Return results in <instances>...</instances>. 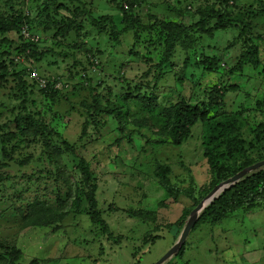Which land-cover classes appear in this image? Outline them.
<instances>
[{
	"label": "rangeland",
	"instance_id": "obj_1",
	"mask_svg": "<svg viewBox=\"0 0 264 264\" xmlns=\"http://www.w3.org/2000/svg\"><path fill=\"white\" fill-rule=\"evenodd\" d=\"M82 1L92 7L95 19L112 16L119 29L125 27L121 8L126 0ZM76 6L69 5L72 9ZM216 9L230 18L218 29L215 20L207 25L202 21V16L212 10L218 15ZM16 11L29 13L38 21L49 12L45 0H0V16L5 20ZM133 12L151 31L135 28L121 36L117 45L110 33L100 34L87 16L82 27L72 30L62 44H52L55 32H43L38 24L34 27L31 32L35 39L30 38L37 41L41 55L37 64L40 74L67 81L75 62L88 66V52L100 51L98 69L92 70L87 79H73L65 90L69 92L56 97L35 90L28 98L23 97L19 81L12 75L14 54L6 58L10 70L6 79L0 78V162H12L0 171V264H31L34 260L39 264H156L182 236L174 239L170 224L177 222L184 211L192 213L220 184L211 188L214 175L205 155L216 123H209V127L198 123L182 145L172 144L168 113L181 103L198 107L209 103L208 118L224 124L231 115L238 116L239 132L247 142H254L245 147L247 157L264 161V134L258 141L253 133L264 124V74L248 65L241 74H229L242 52L241 42L236 44L240 27L234 26L235 19L255 29L256 37H263L259 46L264 61V0H240L225 6L219 0H146ZM157 21L190 27L174 39L175 53L159 79V71L149 62L158 64L164 58L168 36H158ZM196 24L203 29L192 28ZM4 37L21 42L15 32ZM136 41L134 52L140 57L132 58L130 52ZM0 51L9 50L0 45ZM143 56L145 59H141ZM215 58L220 59L221 66L225 64L223 70L203 71L196 64ZM14 61L19 70L30 67L20 56ZM77 68L81 72L83 67ZM151 68L149 77L144 78ZM141 80L145 84L140 89ZM229 86L239 90L216 103L209 101L212 92L216 98L220 95L217 91ZM154 87L155 97L150 89ZM93 88L102 106L107 101L126 99L122 112L125 129L113 116L87 114L95 97ZM27 116L51 131V145L46 138L24 135ZM64 142L72 149H67ZM81 159L89 164L97 180L98 207L111 235L92 222L85 198L79 205L70 202V185L82 178ZM165 166L170 168L173 193L163 188L158 176ZM258 171H264V167L253 173ZM142 212L143 218H138ZM52 214L58 218L46 223L45 216ZM156 237L159 240L152 242ZM14 250L21 253L16 261L12 258ZM177 255L164 264H264V203L255 210H240L216 225L200 226L188 236L184 255Z\"/></svg>",
	"mask_w": 264,
	"mask_h": 264
},
{
	"label": "trees",
	"instance_id": "obj_2",
	"mask_svg": "<svg viewBox=\"0 0 264 264\" xmlns=\"http://www.w3.org/2000/svg\"><path fill=\"white\" fill-rule=\"evenodd\" d=\"M36 1V0H35ZM38 1V0H37ZM40 1V0H39ZM46 1V11L48 12V15L46 18L38 21L35 19H32L31 15L29 13L24 14L23 11H16V15H14L12 18H10L8 21L5 20L2 16H0V45H4L9 51H0V78L6 79V76L8 75V71L10 70V66L7 65V59L13 56V59L11 60L12 67L14 66V71L12 72V75L17 78L19 81V87L21 95L25 98H28L29 96L33 95L34 93L32 90H35L37 93H40L41 95H44L46 97H56L57 95L63 94L68 87L69 83L75 78H80V80L89 78L88 76L92 72V70H97L99 64L96 63L98 58H100V51H96V53H93L92 51H89V55L86 56V62L87 65H83L82 63L76 62L74 63L73 67L70 68V71L68 72L67 81H65L64 78L59 76H53L50 75H44L45 78L48 80V86L44 89H39L37 86V83L34 81H31L30 78V71H33V69H37V64L40 63L41 55L38 53V45H36L34 39L35 36L33 34L34 27L41 26L43 27V32H55L52 39V44H62V40H67L71 37L72 30L78 31V26L81 28L83 25V18L85 16L88 17V19L91 21V24L96 27L99 31V33H110L111 40L117 45L121 44V41L119 38L123 35H126L129 31L134 30L135 28H139L142 31H146V27L143 26L141 20L139 17H134V8L139 7L142 5V2L146 0H126L125 7L121 8V15H122V21L121 23L125 25V27L122 29H119L114 17L112 16H103L101 19H95L92 7H88L87 1L82 0H45ZM240 0H219L224 6L226 4H229L231 2L236 3ZM71 4H77L75 9H72L69 7ZM219 10L220 13L216 15L215 11H211L210 13L202 16V21L204 24H209L210 22L215 20V27L216 29L219 28V26H222L225 24V22L229 23L230 18L223 14L225 12ZM72 12V13H71ZM157 24L160 25L159 31H157L158 36L161 37H167L166 43H165V54L164 58L160 60L158 64H154L153 61H150L149 64L154 66V69H157V72L159 74L158 78L163 77L162 69L165 64L171 63V57L175 53V40L178 39L181 35L184 33V30H187L189 28H185L182 25L177 24L176 22L173 23H167L165 21L155 23V27ZM137 26V27H136ZM234 26L240 27V33L239 37L236 41V44L240 43L242 44V52L237 57L238 62L230 71L229 74H241L245 71L247 65L251 66L254 72H258V74L262 73L264 74V61L261 59V49L259 46V43L261 42L262 36L256 37L254 35L255 29L251 30V27L249 24L245 23L244 21H240L235 19L234 20ZM154 26L152 29L155 28ZM195 30H198L197 28L203 29V25L196 24L192 26ZM23 30L26 31L29 35L28 40H26V37L22 34ZM148 31H151L149 28ZM15 32L16 34H19L21 38V42L19 44L14 43L8 39H5V35L11 34ZM135 36L138 39L139 35ZM22 36H24L22 38ZM34 39H31V38ZM19 38V39H20ZM76 38L79 39L82 37L80 35H76ZM40 39V38H39ZM80 39V40H81ZM110 39V38H109ZM56 40V41H55ZM76 45V44H75ZM74 45V47H75ZM137 46V41L133 45L130 57L132 58H139L140 55L135 53V48ZM78 48H82L81 44H77ZM53 49V45L51 47ZM77 48V49H78ZM11 55V56H10ZM20 56L24 58L26 63L30 65V67H26V69L19 70L17 66L18 64L15 63L14 57ZM98 57V58H97ZM141 59H145V56H143ZM36 64V66H35ZM197 65L202 66L203 71L212 72L214 70H223L225 67V64L221 66V61L218 58L215 59H204L196 63ZM77 67H83L82 71L79 72ZM185 67H189L187 63H185ZM91 69V71H90ZM152 68L149 69L143 76L144 78L149 77L150 72ZM40 73V72H39ZM181 84L183 82L181 81V78L179 80ZM68 82V83H67ZM59 84V88H56V85ZM140 85L138 87L141 89V86L145 84L142 80L139 82ZM149 88V83H146ZM156 86V85H155ZM28 89H31L30 92H28ZM75 89V88H74ZM74 89L72 93L74 92ZM152 89L151 94H153V97H155L156 87L150 88ZM237 86H229L224 89V91H217L218 95L216 98H214L213 92L211 93V97L209 98L210 102L216 103L218 99H223L228 95L231 91L235 92L238 91ZM92 93H96V89H92ZM93 98V104L88 107V112L95 114L94 112L98 113L99 115L103 114L106 116H113L114 118H118V124L120 128L125 129V124L122 121V112L124 107L127 104L126 99H120L118 102H106V105L100 104V98L98 94L94 95ZM122 104V105H121ZM124 104V105H123ZM208 108H210L209 103L202 104L201 107L198 106H191L189 104L181 103L179 105H176L171 113L169 111L168 113V125H169V134L172 139V144L174 146H180L184 141H186L190 134H191V128L194 127L198 123H203V125H206L209 127L211 123H216V126L213 128L211 135L208 138V145L206 148V157L208 158V163L212 169V173L214 175V180L212 182V187L218 185L219 183H222L245 168H248L254 164H256L258 161H255L254 157H247L246 155V145H253V141L247 142V139L243 137V133L239 132V122L240 119L238 116L231 115L232 117H228L224 122H227L226 124L219 122L217 119L208 118ZM129 114V110L126 111ZM124 115V113H123ZM19 123V121H18ZM87 123V122H86ZM210 123V124H209ZM25 126L27 132L24 135H29L30 137H42L46 138L48 141V145H51V142H49L50 137L52 136L51 131L44 126L40 121L35 120L32 116H27L25 119ZM209 124V126H208ZM99 125V123H97ZM19 128H22L20 124L18 125ZM254 138L256 140H260L262 134H264V124H261L258 126L256 130L253 131ZM220 143V144H218ZM58 152H61L60 148H57L55 145H53ZM64 146H66L67 149H72L69 144L64 142ZM242 158L245 160L242 162ZM12 160L6 159L4 161L0 162V171L2 168H8L10 167ZM259 163V162H258ZM79 170L81 171L82 178L74 183L73 186L70 185L69 189V195L71 198L70 202H73L75 205H79L81 203L82 199H86L89 207H90V217L94 224H98L103 229L104 233L111 235L109 228L107 226V223L102 219L101 212L98 207V201L96 199V192H97V180L94 177L93 173L90 171V166L88 163H86L83 159L80 160L79 164ZM170 173V168L165 166L160 168L158 176L162 179L161 184L163 188L173 193L174 187L171 185V181L168 178V174ZM229 174V175H227ZM206 193V192H205ZM208 193V192H207ZM264 203V171H258L256 173H252L243 180H241L236 185L232 186L231 188L223 191L220 193V195L209 205L207 206L200 214L199 219L196 223V225L193 227L190 233H193L195 230H197L200 226L210 224V225H216L217 223L222 222L225 218L228 216L244 209L255 210L259 207V205H262ZM196 205V203H195ZM144 213L142 212L140 215H138V218H143L142 215ZM191 212L189 210L184 211L182 217L175 222L174 224H170V232L173 235L174 239H178L180 235L183 233L186 224L190 218ZM46 223H53L54 219L56 220L55 215L52 214L48 218V215L45 216ZM113 235V234H112ZM158 239V237L154 238L155 242ZM159 240V239H158ZM146 245L148 244V241L145 242ZM186 244L181 249V251L178 253L177 256H182L185 253ZM19 251H13L12 258L16 261L18 260L20 256ZM31 264H39L36 260L32 261Z\"/></svg>",
	"mask_w": 264,
	"mask_h": 264
},
{
	"label": "water",
	"instance_id": "obj_3",
	"mask_svg": "<svg viewBox=\"0 0 264 264\" xmlns=\"http://www.w3.org/2000/svg\"><path fill=\"white\" fill-rule=\"evenodd\" d=\"M264 167V161L256 163L242 172L238 173L237 175L233 176L232 178L220 183L209 195L207 198L202 201L197 208L191 213V216L186 224V227L182 233V236L178 243L169 251L167 252L156 264H164L166 261L174 257L178 254L181 249L186 244L187 238L190 235L191 230L196 225L201 212L209 206L223 191L231 188L232 186L239 183L241 180L249 176L251 173L261 169Z\"/></svg>",
	"mask_w": 264,
	"mask_h": 264
},
{
	"label": "built area",
	"instance_id": "obj_4",
	"mask_svg": "<svg viewBox=\"0 0 264 264\" xmlns=\"http://www.w3.org/2000/svg\"><path fill=\"white\" fill-rule=\"evenodd\" d=\"M23 35L29 38L25 30H23ZM30 80L33 82L35 81L39 89H44L48 86V79L40 75V73L35 69L33 71H30ZM59 84L60 83L56 85V88H59Z\"/></svg>",
	"mask_w": 264,
	"mask_h": 264
},
{
	"label": "clouds",
	"instance_id": "obj_5",
	"mask_svg": "<svg viewBox=\"0 0 264 264\" xmlns=\"http://www.w3.org/2000/svg\"><path fill=\"white\" fill-rule=\"evenodd\" d=\"M29 37V36H28ZM34 70V69H33ZM36 70V69H35ZM41 75V74H40ZM30 79V78H29Z\"/></svg>",
	"mask_w": 264,
	"mask_h": 264
}]
</instances>
